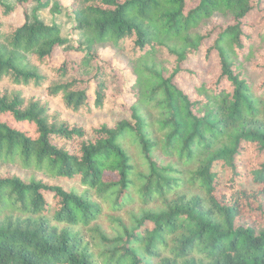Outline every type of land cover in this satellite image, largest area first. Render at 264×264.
I'll list each match as a JSON object with an SVG mask.
<instances>
[{
	"label": "trees",
	"instance_id": "obj_1",
	"mask_svg": "<svg viewBox=\"0 0 264 264\" xmlns=\"http://www.w3.org/2000/svg\"><path fill=\"white\" fill-rule=\"evenodd\" d=\"M33 3L0 0V264H264V0H72L78 46Z\"/></svg>",
	"mask_w": 264,
	"mask_h": 264
},
{
	"label": "rangeland",
	"instance_id": "obj_2",
	"mask_svg": "<svg viewBox=\"0 0 264 264\" xmlns=\"http://www.w3.org/2000/svg\"><path fill=\"white\" fill-rule=\"evenodd\" d=\"M72 0H61L60 4V9L56 10L55 8L50 7H39L37 3H33L29 6V11L33 12L36 11V15L40 18L43 19L48 25L52 24H58L62 28V33L64 38L67 39L68 44L73 45V46H78L82 44L83 38L80 32L74 27V17L68 14V7L70 6ZM12 4L15 5V0H10ZM10 21L16 25L22 24L24 21V14H23V8L21 6H16V10L11 14L9 17ZM124 48L127 49L125 51H122L123 54L126 55V51L128 52V55L130 56H137V54H140L139 50H136L134 47H132V44L130 42L126 43L124 45ZM65 56V53L61 51L60 49H57L55 53V59L54 62L58 63L63 60ZM70 56L73 58H78L81 56L80 53L78 52H70ZM102 57L105 60H111L112 61V67L114 69L120 68L123 66V64L116 58L115 56V51L111 48L104 49L102 51ZM44 72H49V70L44 69ZM112 75V74H111ZM126 78L129 80H132L134 77L132 74H129L128 72L126 73ZM26 89L23 90V93H26L27 90H30V87H25ZM35 95H45L46 91V84H44L41 88H36V89H31ZM30 90V91H31ZM117 91V90H116ZM119 93V92H117ZM119 95V94H118ZM112 95L110 94V97L108 100L105 101L106 107L110 106H117V103L120 101L122 104L130 105L133 100H134V95L131 93L129 89V84L128 82H125V90L124 93L118 97L112 99ZM119 102V103H120ZM77 114L75 113H70L67 110L65 111V117L71 119V123L74 124L72 120H80L83 121L85 119L84 117L81 116H76ZM107 118L112 121L116 120L119 118L117 113L113 114H106ZM73 183V182H71ZM237 225H252L255 227V229L260 230L262 229V225L255 221L253 217L250 216H243V217H238L236 221Z\"/></svg>",
	"mask_w": 264,
	"mask_h": 264
}]
</instances>
